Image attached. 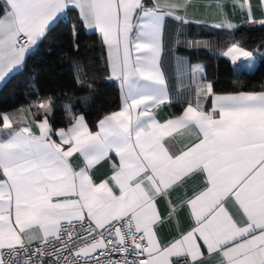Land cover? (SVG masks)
I'll use <instances>...</instances> for the list:
<instances>
[{
    "label": "snow or ice",
    "instance_id": "snow-or-ice-1",
    "mask_svg": "<svg viewBox=\"0 0 264 264\" xmlns=\"http://www.w3.org/2000/svg\"><path fill=\"white\" fill-rule=\"evenodd\" d=\"M214 2L209 23L191 15L193 0H0V83L76 11L99 34L105 79L121 92L95 131L68 104L56 127L54 98L35 88L36 99L0 111V264H206L205 251L214 264H264V85L217 92L202 63L175 55L174 96L163 71L169 28L174 47L197 52L216 49L187 35L193 25L232 35L238 12L264 28V0ZM219 55L255 66L238 40ZM75 82L86 85L79 74ZM174 98L183 111L160 120ZM102 162L110 174L96 180ZM165 226L176 234L163 240Z\"/></svg>",
    "mask_w": 264,
    "mask_h": 264
},
{
    "label": "trees",
    "instance_id": "trees-1",
    "mask_svg": "<svg viewBox=\"0 0 264 264\" xmlns=\"http://www.w3.org/2000/svg\"><path fill=\"white\" fill-rule=\"evenodd\" d=\"M71 24H76L79 36V51L73 49ZM175 29L169 28L166 35L172 43ZM191 36L210 39L215 51H189L178 48V53L185 55L192 63H202L208 80L215 84L217 92H231L238 89L260 90L264 85V46L258 50V63L251 73L235 70L230 62L218 57L219 50L235 40L243 47L253 51L264 44V28L241 27L232 35L216 29L203 28L199 33L189 32ZM102 43L96 34H88L78 19L77 13L71 11L58 20L40 43L35 54L26 58L22 70L15 72L0 88V111H11L26 104L28 99H36L33 88L39 90L40 97L51 96L56 102V127L64 126L68 116L63 106L70 105L77 113L86 116L91 130L96 129L97 121L105 113L120 107L119 88L114 81L105 79L108 69ZM79 74L86 85L77 86L76 75ZM29 93L28 97L25 93ZM182 105L170 106L168 113L176 115Z\"/></svg>",
    "mask_w": 264,
    "mask_h": 264
},
{
    "label": "crops",
    "instance_id": "crops-1",
    "mask_svg": "<svg viewBox=\"0 0 264 264\" xmlns=\"http://www.w3.org/2000/svg\"><path fill=\"white\" fill-rule=\"evenodd\" d=\"M193 4H194V7L191 10V15H193V16H195L197 18H200V19H206L209 23L214 22V19H215V16H214V13H215V2H214V0H193ZM208 5H211V6H208ZM73 12L77 13L76 11H73ZM229 14H231V9L230 8H229ZM233 22L235 24L239 25V27L237 29H239L241 27H253V26H249V25L245 24L243 19H242V17L240 16V14L238 12L233 16ZM82 27H83V25H82ZM203 28H205V27L197 28L195 25H193L191 27V29L187 32V35L190 38L194 37V36H191L189 32L193 31L194 33H199V32H201L203 30ZM237 29H235V30H237ZM83 30L86 33H88V34L94 33L99 38V34L96 33L94 30L88 31L84 27H83ZM175 37H176V33H174V38H173L172 43L168 42V40L165 38V51L163 52V58H164L163 71L166 73V75L168 77L169 87L172 89L174 96H175V91H176L177 83H178L177 79H176L177 73H176V65H175V58L174 57H175V55L185 56V55H182V54L178 53V50H177L178 48H182V49L188 50V49H186L183 46L174 47ZM198 38H204V37H198ZM206 39H208V38H206ZM99 40H100V38H99ZM102 49L104 50L105 62H106V52H105L104 46H103ZM210 52H212V51H210ZM253 52H254V56H255V66H254V68H255L257 66V63H258V56L257 55H259V52L256 51V49L253 50ZM218 55H219V53H218ZM218 57H221V56L219 55ZM221 58H223V57H221ZM223 59H225V58H223ZM225 60H227V59H225ZM190 63H192V62H190ZM193 64H195V63H193ZM254 68L251 71H249L245 67H243V65H241L240 67H237V68H234V69L235 70H243L245 72L251 73V72H253L255 70ZM3 83H0V88H1ZM114 83H116L118 85V82L114 81ZM117 87L119 88V86H117ZM118 100H119V102L121 104V92H120V89H119V98H118ZM175 105H182V108L180 110H181V112L183 111V106H184L183 105V101L180 100V99L174 98L173 101L170 104H166V105L162 106V109L157 110L158 111V118L160 120L167 119L170 116V114L168 113L167 109L170 108V106H175ZM208 106L210 107V104ZM181 112H179V114ZM24 115L27 117V112L26 111H25ZM27 118L29 120L31 119L30 117H27ZM95 130H97V129H95ZM78 166L79 165L74 161V167H78ZM109 174H110V165H109L108 162H102L101 165L97 166V168L93 170V176L95 177L96 180H100V179L106 177ZM162 210H163V206H162ZM180 222H181V226L182 227H184V228L188 227V220H187L186 216L183 213H180ZM175 234H176V229H175L174 226L172 228H169L168 226H165L164 229L161 232V238L163 240H166V239H169L171 236H173ZM204 258L206 260V264H214V257H209V255L207 254L206 251H205V257Z\"/></svg>",
    "mask_w": 264,
    "mask_h": 264
}]
</instances>
